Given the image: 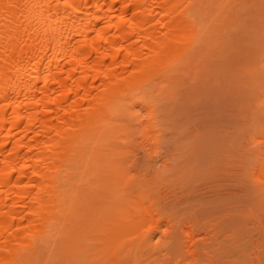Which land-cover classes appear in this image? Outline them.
Wrapping results in <instances>:
<instances>
[{
	"label": "bare ground",
	"instance_id": "1",
	"mask_svg": "<svg viewBox=\"0 0 264 264\" xmlns=\"http://www.w3.org/2000/svg\"><path fill=\"white\" fill-rule=\"evenodd\" d=\"M263 8L0 0V264H264ZM206 84L219 143L127 177L125 118L150 158Z\"/></svg>",
	"mask_w": 264,
	"mask_h": 264
},
{
	"label": "rangeland",
	"instance_id": "2",
	"mask_svg": "<svg viewBox=\"0 0 264 264\" xmlns=\"http://www.w3.org/2000/svg\"><path fill=\"white\" fill-rule=\"evenodd\" d=\"M260 57H262V55ZM213 90H214L213 84H206V86L203 87L202 90L197 92V95L193 100L194 102L192 101V103L185 104L184 107H179L175 109L172 113L166 115L165 112L164 113L161 112L163 114L161 118L158 119V121H160V123L162 122L161 124L163 125L159 124L158 122L159 124L158 128L161 127L162 129H164V131L162 130L163 131L162 132L160 131L161 129H159L160 133L158 134L161 136V138H159L157 144L154 145L153 151L151 153L152 155H150V158H149V154L145 152L142 147V139H141L142 137H141L140 128L137 127L136 122L134 120L128 119V117L125 118L126 119L125 124L127 125L126 135L123 139H118L116 140V142H114L115 143L114 149L122 150V152L123 151L125 152L123 158L121 159V162H122V169L124 172H126L127 177H132V178H137L138 176L142 177L144 176V174H147L149 172L150 173L153 172V174L159 172V174H161V172L164 169L163 166L166 165L167 159L169 160L170 165L173 163V159H174L175 163H173V165L175 164L174 166L176 168V163H178L181 160V158L176 159L175 157H177L179 153H182V156H185L184 154L188 149V148L186 149V146L189 147L188 145L190 144L195 143L196 146L198 147L200 146L204 147L207 144H209L208 141L210 142L211 145H214L215 142L216 144L217 142L219 143V139L215 135L216 133L217 134L219 133V130L217 128H216L217 130H214L216 132H214V135L212 134L213 136L210 134L212 137V139L210 138V140L207 139L208 133H203L202 132L203 130L200 129V125L204 123L203 121L206 118H208V116L215 115V109L212 107L213 98L211 99V97L213 96L210 95L213 92ZM166 116H168L170 120H168ZM166 120L168 121L166 122ZM197 128H199L201 132H199ZM196 132H198L197 134L200 135H197ZM206 134H207L206 141L201 140V138L203 139L206 137ZM195 136L196 138H194ZM182 150H184V152ZM169 151H172L171 155H169L170 154ZM163 160L165 164L161 162ZM167 164L169 166V163ZM168 166L165 167L168 168ZM168 169L170 171L171 166ZM176 169L179 168L177 167ZM174 170L175 169H173L172 166L170 174ZM166 171L168 170H165V172ZM170 174L165 173V175H163L162 173L161 178L163 179L165 178L164 176L167 175L169 176ZM157 225H159V228H157ZM165 229L166 226L164 225V223L157 224L154 222L151 225H146L143 228L144 231L149 232L153 236H155L153 242L158 239L160 231H164Z\"/></svg>",
	"mask_w": 264,
	"mask_h": 264
}]
</instances>
